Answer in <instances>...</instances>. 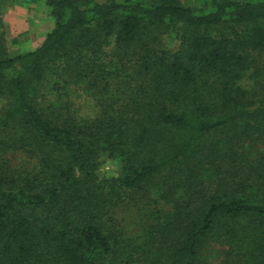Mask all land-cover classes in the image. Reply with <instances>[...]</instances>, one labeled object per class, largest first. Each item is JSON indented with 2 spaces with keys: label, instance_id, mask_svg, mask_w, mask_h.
Returning <instances> with one entry per match:
<instances>
[{
  "label": "trees",
  "instance_id": "trees-1",
  "mask_svg": "<svg viewBox=\"0 0 264 264\" xmlns=\"http://www.w3.org/2000/svg\"><path fill=\"white\" fill-rule=\"evenodd\" d=\"M36 1L38 44L0 40V264H264V0Z\"/></svg>",
  "mask_w": 264,
  "mask_h": 264
},
{
  "label": "rangeland",
  "instance_id": "rangeland-1",
  "mask_svg": "<svg viewBox=\"0 0 264 264\" xmlns=\"http://www.w3.org/2000/svg\"><path fill=\"white\" fill-rule=\"evenodd\" d=\"M0 11V40L12 53L34 47L54 25L49 8L36 0L14 5L7 3L0 7ZM71 102V110L79 113L91 111V103L79 93L73 95ZM117 171V162L106 158L99 169V174L107 177L116 174Z\"/></svg>",
  "mask_w": 264,
  "mask_h": 264
}]
</instances>
